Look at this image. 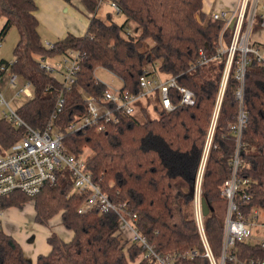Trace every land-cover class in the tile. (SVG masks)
Instances as JSON below:
<instances>
[{"label": "trees", "instance_id": "trees-1", "mask_svg": "<svg viewBox=\"0 0 264 264\" xmlns=\"http://www.w3.org/2000/svg\"><path fill=\"white\" fill-rule=\"evenodd\" d=\"M71 2L72 0H65ZM92 16L87 31L78 36L68 33L48 47L39 32L40 22L35 0H0V37L11 27L19 32L10 65L13 73L30 81L32 97L18 108L19 115L31 127L42 129L53 121L65 136L66 150L86 158L94 180L117 204L124 203L130 214H137L139 233L160 253L197 251L181 257L177 264H211L205 255L195 217V193L198 174L206 153L213 125L227 52L219 51L223 20L213 21L203 11V0H116L126 21L104 22L96 15L102 0H82ZM133 21L135 31L126 26ZM153 45H148V40ZM226 45L232 41V29L223 33ZM200 49L210 59L195 64ZM77 50L83 55L77 79L70 88L41 67L39 56L56 57ZM238 53L220 102L201 181V196L209 205L204 215V230L213 254H222L226 200L221 190L234 171L248 179L249 200L243 211L264 208V66L252 55L246 67L243 95L237 91ZM159 63L162 72L177 77L180 84L194 91L193 105L166 110L158 95L153 104L158 115L148 118L152 98L140 102L137 112L121 116V121L97 131L95 127L67 131L70 121L84 115L87 103L83 91L102 96L104 85L96 83L98 68L109 70L122 79L124 88L140 91V77ZM2 74V73H0ZM63 98L61 110L59 99ZM177 102V101H175ZM241 110L246 114L241 134L235 126ZM146 119L141 120L138 114ZM53 114H56L55 118ZM25 134L0 115V148L9 149ZM88 148L92 154H85ZM74 175L60 170L58 180L46 185L34 197L22 191L5 196L2 208L22 207L34 200L35 219L42 225L61 213L62 224L74 232L65 241L52 232L47 241L48 254L33 263L22 245L0 227V264H153L141 257L142 246L119 233L118 214L91 209L79 213L85 193L72 190ZM225 206V207H224ZM239 259H264V247L236 241L231 250Z\"/></svg>", "mask_w": 264, "mask_h": 264}, {"label": "built area", "instance_id": "built-area-1", "mask_svg": "<svg viewBox=\"0 0 264 264\" xmlns=\"http://www.w3.org/2000/svg\"><path fill=\"white\" fill-rule=\"evenodd\" d=\"M112 6L121 13V8L116 0H111ZM235 6L216 9L209 13L213 21L223 20L224 28L220 35L219 51L227 52V61L217 106L214 113L213 125L207 143V149L203 158V163L198 174L196 193H195V217L199 227L202 242L205 247V255L209 258L211 264H264V259L251 258L247 260L239 259L235 253H232V247L236 241H246L257 238L254 243L264 247V238L257 236L251 230L252 225L258 221L259 210L263 207L254 208L245 213L243 207L249 200L246 190L248 179L237 177L238 157L235 158V167L232 176L227 179L222 187L221 193L226 200V210L224 217V236L222 245V254L216 257L207 240L202 209V190L201 181L204 169V161L209 149L211 137L218 115L220 102L223 96L224 88L230 73L235 54L238 53L237 76L241 81V87L237 91V96L241 100L243 95V83L246 67L254 55L264 66V55L250 42V33L252 30L264 28V12L257 14L258 0H239ZM264 7V5H263ZM227 28L232 29V41L229 45L225 44L223 33ZM4 37H0V46ZM48 47L53 43L46 42ZM84 54L77 50H70L67 54L60 55L57 62H50V57L39 56L38 60L44 70L51 75L56 72L62 73L64 86L70 88L77 79V73L80 70V61ZM209 58L200 49V57L195 64H206ZM11 61L0 60V73L9 72L10 82L16 85L18 75L10 69ZM148 67L140 77V91L132 92L124 88V82L121 78L109 71L112 75L118 77L120 84H112L103 81L95 73L96 83L104 85L102 96L87 93L82 90L84 99L87 103V111L84 115L76 116L70 121L66 130L77 131L86 127H95L97 131H102L109 124L119 123L121 116L131 115L137 112L140 102L145 103L150 95L156 92L160 104L166 110H173L180 105H193L196 102V95L186 85L180 84L177 77L166 74L160 68ZM56 76V75H55ZM24 93L32 97L31 83L22 87L17 94ZM177 101V102H175ZM0 103L5 106L0 109V115L12 122L17 128L25 129L24 136L9 149L0 148V227L4 215L2 201L14 191H22L26 195L34 197L39 194L46 185H53L58 180L60 170L68 168L74 175V185L72 190L79 193H85L84 203L78 208L79 213H85L91 209H99L102 212L114 211L118 214L119 233L132 243L142 246L141 257L153 264H177L181 257H192L197 251H186L184 253L168 252L160 253L148 241V239L139 233L135 223L137 214H130L124 203L117 204L104 191L101 186L95 182L94 177L87 169L86 158L69 153L64 145V132L60 131L53 121L44 128L37 129L31 127L19 115L18 110L11 108L0 91ZM63 98L59 99L58 110H61ZM53 114L52 118H55ZM246 114L241 110L238 123L233 126L238 134H241L243 124L246 122ZM264 225V224H263Z\"/></svg>", "mask_w": 264, "mask_h": 264}, {"label": "rangeland", "instance_id": "rangeland-1", "mask_svg": "<svg viewBox=\"0 0 264 264\" xmlns=\"http://www.w3.org/2000/svg\"><path fill=\"white\" fill-rule=\"evenodd\" d=\"M239 0H236L233 6H235ZM264 0H258V6H257V14H262L264 12ZM109 15H111L112 20L122 24L126 21V17L122 13H118L117 10L112 6L111 0H102L100 3V6L98 8V16L104 21L109 22ZM5 19H1L0 26L4 24ZM126 26L130 31H135L134 28L136 27L135 23L131 20L126 22ZM19 40V32L15 26L11 27L10 30L7 32V34L4 36L2 45L0 46V56L6 57L8 60L13 59V50L16 45V43ZM250 42L259 49V51L264 55V28H259L257 30H252L250 33ZM46 44V43H45ZM148 45H153V40H148ZM60 56H56L53 58H49L48 60L50 62H57ZM159 63H156L153 68H158ZM96 74L99 78H101L103 81L112 83V84H120L121 81L118 77L112 75L109 71L98 68L96 70ZM57 78L62 79V73L56 72L55 73ZM11 75L9 72H5L0 77V91L2 95L4 96L5 100L10 104L11 108L14 110H18V108L24 104L26 101L30 99V96L21 93L20 95L17 94V92L24 87L27 84V80L18 75L16 80V85H13L12 82H10ZM32 90V87H31ZM152 97V105L149 107L148 110V118H155L157 117L158 113L156 109L154 108V103L156 102V92L152 93L150 95ZM145 104V103H144ZM5 106L0 103V109H4ZM138 117L141 120H145L146 118L144 116H141V114H138ZM209 143V142H208ZM85 154H92V151L88 148L85 149ZM206 160V159H205ZM205 164V161H204ZM33 200V199H32ZM32 200L25 203V205L21 208H15L13 210L12 216H7V218H12L14 223H16V234L13 236L16 238V236L23 234L24 238L21 239L22 241H30L33 238V242L37 243L38 247H42L44 243L47 242L46 240V234H51L52 232H55L57 230V226L54 224L44 225L40 226V228L35 224L34 222V214H33V206H32ZM225 207V206H224ZM226 210V209H225ZM11 215V214H10ZM28 215V219L25 217ZM223 215L225 216V212L223 210ZM258 221L255 220L256 224L250 226L253 233H257V236L260 238H264V208H261L259 210L258 214ZM58 219V218H57ZM57 219L55 221H57ZM60 223V222H58ZM57 224V223H56ZM38 229V230H36ZM126 239L125 237H123ZM257 238L249 239L250 243H254ZM127 240V239H126ZM24 241V242H25ZM47 244V243H46ZM42 245V246H40Z\"/></svg>", "mask_w": 264, "mask_h": 264}, {"label": "crops", "instance_id": "crops-1", "mask_svg": "<svg viewBox=\"0 0 264 264\" xmlns=\"http://www.w3.org/2000/svg\"><path fill=\"white\" fill-rule=\"evenodd\" d=\"M35 1L38 4L36 15L40 22L39 32L45 43H54L55 41L64 38L68 33H73L78 36L84 35L87 31L90 20L94 15L87 9L82 0H72L71 2H67L65 0ZM235 1L236 0H203V11L208 15L216 9L228 8L229 6L233 5ZM96 15L98 16V10ZM0 60L11 61L13 59L8 60L6 57L0 56ZM2 74H0V77L2 76ZM32 206L34 222L40 228V226L44 225L38 223L35 219L36 212L34 207V200H32ZM15 208L20 207L12 206L4 209V215L1 220V228L12 236H14L17 232L16 223H14L12 218H7V216H12V214L14 213L13 210H15ZM25 217L28 219V215H26ZM56 219L57 221H55ZM49 224H54L56 226L58 225L55 232L58 233L62 239H64L65 241L72 240L74 232L67 229L62 224L61 213L54 216L49 221ZM49 235V233L46 234V240ZM23 238V234L16 236V239L22 245L25 256L29 258L33 263L37 262L39 255H46L51 251V246L49 245L48 241L46 242L47 244L44 243L43 246L40 245L42 247H38L37 243H35V241L33 242V238L30 241L24 240L25 242L21 240Z\"/></svg>", "mask_w": 264, "mask_h": 264}, {"label": "water", "instance_id": "water-1", "mask_svg": "<svg viewBox=\"0 0 264 264\" xmlns=\"http://www.w3.org/2000/svg\"><path fill=\"white\" fill-rule=\"evenodd\" d=\"M206 156H207V154H206ZM202 209H203V214L204 215H206L209 212V210H210L207 201L205 199H203V198H202Z\"/></svg>", "mask_w": 264, "mask_h": 264}]
</instances>
